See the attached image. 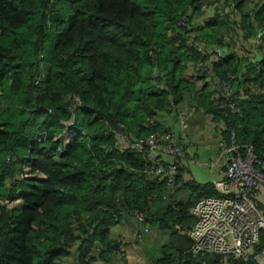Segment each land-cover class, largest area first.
<instances>
[{
	"label": "trees",
	"instance_id": "16d2710c",
	"mask_svg": "<svg viewBox=\"0 0 264 264\" xmlns=\"http://www.w3.org/2000/svg\"><path fill=\"white\" fill-rule=\"evenodd\" d=\"M218 1L200 23L201 0H0V264L109 261L121 252L110 227L137 214L170 230L154 264H260L190 252L189 208L214 185L161 207L167 184L126 142L171 130L186 89L220 140L251 145L264 172V0ZM254 38L258 56L238 55L234 40L251 52ZM194 39L223 55L197 69L206 57ZM197 76L210 80L198 90Z\"/></svg>",
	"mask_w": 264,
	"mask_h": 264
},
{
	"label": "built area",
	"instance_id": "2783aa9c",
	"mask_svg": "<svg viewBox=\"0 0 264 264\" xmlns=\"http://www.w3.org/2000/svg\"><path fill=\"white\" fill-rule=\"evenodd\" d=\"M257 44L258 38H254L252 47L255 49ZM193 45L206 57V60L199 58L196 63V68L200 70L207 69L209 58H218L224 53L222 47H205L195 39ZM42 75L43 71L37 76L35 83L39 82ZM228 77L220 85L230 95L233 75L228 74ZM170 104L172 106L173 102L170 101ZM80 105V99L75 96L67 123L72 124L74 108ZM195 111L191 104L181 103L175 108L178 133L167 130L142 138L126 139L129 147L143 156V171L146 176L174 185L179 176L178 162L187 158L184 148L189 143V119ZM221 148L225 157L224 175L221 178H211L217 194L199 197L189 209L194 219L188 231L191 240L189 251L194 254H221L233 259L249 257L263 264L264 246L256 250V245L264 232V213L258 206V198L264 193V172L262 167L255 166L251 145L240 149L232 137L230 144L221 141ZM190 161L201 163L199 158H191ZM210 166H213V162H210ZM6 201L5 199L4 202ZM135 219L142 226L138 237L150 232V226L142 215H135ZM120 255L125 254L121 251Z\"/></svg>",
	"mask_w": 264,
	"mask_h": 264
},
{
	"label": "crops",
	"instance_id": "0c3cea01",
	"mask_svg": "<svg viewBox=\"0 0 264 264\" xmlns=\"http://www.w3.org/2000/svg\"><path fill=\"white\" fill-rule=\"evenodd\" d=\"M244 43L250 46L249 44H252V40L247 39ZM239 46L241 45L238 43V46L234 47V50L243 58L248 57L249 59V57H253L254 60L255 57L258 56V52H254V48L251 53ZM187 104H190V99ZM173 118L174 114L173 117L167 116V124L171 130L178 133V127ZM198 118H202L200 124L202 127L199 130H195L193 126L195 122H198ZM200 130L213 132V136L209 139V143L207 142L208 139H205L206 141H201L198 138V134L201 132ZM189 135L191 136V140L189 138V143L184 148L187 153V158L178 162L179 167H181L179 176L174 185H166V189L163 191L165 198L167 196L175 200V193L178 190L183 191V185L192 182L194 185L197 184L198 186H202L211 181L212 177L221 178L224 175L225 157L221 148V140L218 133L214 130V123L211 121L210 116L203 115L201 111H195L189 119L188 136ZM191 158H199L201 163L192 162L190 161ZM210 162H213V166H210ZM196 190L192 193L194 194ZM258 206L264 213V193L258 198ZM158 225L159 224H149L150 232L138 237L137 234L141 231V224L135 217L127 215L122 216L119 222L110 227L109 238L112 241L120 242L121 250L126 255L122 256L120 253L114 254L109 261L97 260L93 264H148L145 260L147 257H151V254L156 258H160L162 256L161 247L167 243L159 241L160 232L165 231L159 229ZM147 234H150V236L145 237ZM156 252H158V255ZM147 254L150 255L147 256Z\"/></svg>",
	"mask_w": 264,
	"mask_h": 264
},
{
	"label": "rangeland",
	"instance_id": "374dc122",
	"mask_svg": "<svg viewBox=\"0 0 264 264\" xmlns=\"http://www.w3.org/2000/svg\"><path fill=\"white\" fill-rule=\"evenodd\" d=\"M214 3H219V1L218 0H201V4L203 6L202 7L203 11H202V14L200 15V17L202 18V20H199L198 22L202 23L205 19H208L209 17H211V16H213L215 14ZM47 43H48V41H46V49L48 48ZM234 44H235L234 47L238 46V40L237 39L234 40ZM243 49H244V47H243ZM40 64L41 65L43 64L42 69H43V72H45L46 71L45 61L41 60ZM192 70H193V72L191 71V68H190V70L187 72V74H185V76L190 77L188 75H190L191 72L194 73V71H195L194 68H192ZM21 71H22L21 73H22L23 80H24V82H26V79H27V76H28V70L26 69V67H23L21 69ZM39 72H41V69H40ZM204 81L208 82L210 80L207 79V77L198 78V76H197V78L196 77L191 78V83H193L194 88L196 90L200 89V87L203 85V83H205ZM208 88L209 89L211 88L210 84L208 85ZM196 90H194V91L196 92ZM182 102H183V104L189 103V94L186 91V89H185V92H184V100ZM167 116L173 117V114H167ZM173 120H175V118H173ZM174 122H176V120ZM201 122H202V118H198V122L194 123L195 125L193 126V128L195 130L201 129V127H202V125H200ZM200 131L201 132L198 134V138L201 141H206L205 139H208L207 142L209 143V139L213 136V132L212 131H205V130L204 131L200 130ZM36 137H38V134L36 135ZM189 138L191 140V136L190 135H189ZM16 172H17L18 175H20L22 173V169L21 168H17ZM182 187H183V191L178 190L175 193V195H174L175 200H172V199H170L169 197L166 196L165 199L164 198L161 199L162 202H161L160 206L161 207L166 206L171 201H177V202L178 201H187L188 198L190 197V194L192 192H194L198 188V185L197 184L194 185L191 182V183H189L187 185H183ZM18 208H20V205L15 207V210L18 211ZM158 228L162 229L163 231H165V232H160L159 241L168 243L171 240L170 230L168 228L167 229L161 228V227H159V225H158ZM148 236H150V234L149 235L147 234V236H145V237H148ZM156 254L158 255V252H156ZM149 255L147 254V256H149ZM155 259H157V258L155 256H153V254H151V257L150 256L147 257L145 261L148 262V264H154Z\"/></svg>",
	"mask_w": 264,
	"mask_h": 264
}]
</instances>
